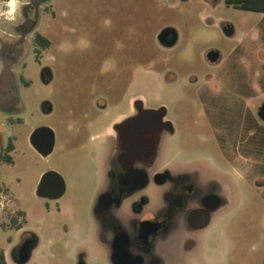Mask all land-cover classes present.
Segmentation results:
<instances>
[{"label":"flooded vegetation","instance_id":"flooded-vegetation-1","mask_svg":"<svg viewBox=\"0 0 264 264\" xmlns=\"http://www.w3.org/2000/svg\"><path fill=\"white\" fill-rule=\"evenodd\" d=\"M51 2L0 0V115L21 119L24 109L29 115L28 148L47 163L34 194L44 200L43 210L50 211L54 202L63 217L48 242L58 244L70 264H183L229 194L224 178L209 171L207 160L177 153L189 144L182 142L183 130L174 118L180 112L177 105L189 100L191 108L200 109L206 129L221 146L226 115L259 117L264 99L257 102L251 80L226 82L207 74L198 85V79L188 80L190 95L169 105L143 92L131 93L127 79H109L113 71L106 69L99 70L104 78L79 87L86 97L64 103L57 127L35 120L49 118L55 109L44 95L53 77L47 64L53 41L40 29L45 13L52 10L55 15ZM223 32L234 34L229 23ZM161 33L163 45L175 43V30ZM117 73L123 78V72ZM22 88L33 93L27 101ZM181 116L189 117V112L181 111ZM15 143L16 137L3 145L0 136V151L8 146L13 150ZM70 187L85 208H63ZM16 206L11 217L16 240L9 255L12 264H26L40 236L19 225L18 217L26 223L27 213L18 202ZM47 253L48 258L55 256Z\"/></svg>","mask_w":264,"mask_h":264},{"label":"rangeland","instance_id":"rangeland-1","mask_svg":"<svg viewBox=\"0 0 264 264\" xmlns=\"http://www.w3.org/2000/svg\"><path fill=\"white\" fill-rule=\"evenodd\" d=\"M51 5L55 15L52 10L45 13L40 29L53 41L47 61L53 77L44 95L55 109L49 118L35 120L57 127L64 103L86 97V90L79 87L85 81L104 78L99 70L106 69L113 71L109 79H127L131 93L143 92L169 105L190 95L188 80L198 79V85L207 74L226 82L251 80L257 102L264 99V11L227 5L224 0H52ZM226 23L233 27L232 36L223 32ZM165 28L176 32L171 46L159 40ZM210 50L220 53L216 63L206 57ZM33 70L27 72L33 75ZM117 70L124 73L123 78ZM31 93L21 89L24 101ZM177 109L180 112L175 111L173 117L183 130L182 142L189 143L177 153L207 160L209 171L224 178L229 194L225 207L205 227L199 245L183 264H263L264 120L226 115L218 146L200 109L191 108L189 100ZM181 111L189 112V117L181 116ZM22 112L21 119L6 120L0 115L2 144L16 137V146L9 152L12 161L0 156V249L6 264H12L9 252L16 240V226L11 217L18 202L27 213L26 223L18 217L19 225L40 236L26 264H70L61 257L59 245L48 242L63 217L54 202H50V211L43 210L44 200L34 194L47 163L28 148L31 121L25 109ZM53 165L59 167V161L54 159ZM74 191L70 187L62 199L64 209L86 207ZM47 251L55 256L48 258Z\"/></svg>","mask_w":264,"mask_h":264},{"label":"trees","instance_id":"trees-1","mask_svg":"<svg viewBox=\"0 0 264 264\" xmlns=\"http://www.w3.org/2000/svg\"><path fill=\"white\" fill-rule=\"evenodd\" d=\"M224 2L227 5H232L247 10L264 11V0H224ZM11 149L12 147L8 146L3 156V159L6 160L7 162L12 161V157L9 154ZM0 264H6L2 249H0ZM263 264H264V257H263Z\"/></svg>","mask_w":264,"mask_h":264},{"label":"water","instance_id":"water-1","mask_svg":"<svg viewBox=\"0 0 264 264\" xmlns=\"http://www.w3.org/2000/svg\"><path fill=\"white\" fill-rule=\"evenodd\" d=\"M226 34L227 35H230L231 33H232V29L230 28V29H227L226 31ZM163 35L164 34H160L159 35V39H162L163 38ZM175 40V37L173 38V40H172V42ZM171 42V43H172ZM220 56V53H219V51H217V50H210V51H208L207 52V55H206V57H207V59L210 61V62H215L217 59H218V57ZM258 114H259V117L262 119V120H264V102L262 103V105L260 106V108H259V111H258ZM48 174H45V176H47Z\"/></svg>","mask_w":264,"mask_h":264}]
</instances>
